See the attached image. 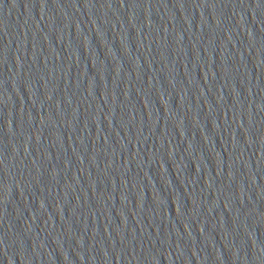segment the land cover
<instances>
[{
  "label": "water",
  "instance_id": "obj_1",
  "mask_svg": "<svg viewBox=\"0 0 264 264\" xmlns=\"http://www.w3.org/2000/svg\"><path fill=\"white\" fill-rule=\"evenodd\" d=\"M0 264H264V0H0Z\"/></svg>",
  "mask_w": 264,
  "mask_h": 264
}]
</instances>
